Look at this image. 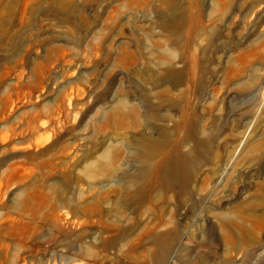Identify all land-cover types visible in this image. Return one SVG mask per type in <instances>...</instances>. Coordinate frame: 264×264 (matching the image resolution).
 Instances as JSON below:
<instances>
[{
    "label": "rangeland",
    "instance_id": "374dc122",
    "mask_svg": "<svg viewBox=\"0 0 264 264\" xmlns=\"http://www.w3.org/2000/svg\"><path fill=\"white\" fill-rule=\"evenodd\" d=\"M167 241L264 264V0H0V264Z\"/></svg>",
    "mask_w": 264,
    "mask_h": 264
},
{
    "label": "bare ground",
    "instance_id": "6f19581e",
    "mask_svg": "<svg viewBox=\"0 0 264 264\" xmlns=\"http://www.w3.org/2000/svg\"><path fill=\"white\" fill-rule=\"evenodd\" d=\"M168 236H169L170 239H175L176 238V233L173 232V233L169 234ZM172 245L173 244H172L171 241L162 242L161 250H160V263L161 264L166 259L168 253L170 252V250L172 248ZM225 264H230V262H225Z\"/></svg>",
    "mask_w": 264,
    "mask_h": 264
}]
</instances>
